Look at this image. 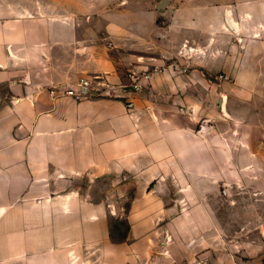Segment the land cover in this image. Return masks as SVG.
I'll list each match as a JSON object with an SVG mask.
<instances>
[{
	"label": "crops",
	"instance_id": "1",
	"mask_svg": "<svg viewBox=\"0 0 264 264\" xmlns=\"http://www.w3.org/2000/svg\"><path fill=\"white\" fill-rule=\"evenodd\" d=\"M160 1L0 0V264H260L213 194L264 147L212 77L255 76L264 1Z\"/></svg>",
	"mask_w": 264,
	"mask_h": 264
},
{
	"label": "rangeland",
	"instance_id": "2",
	"mask_svg": "<svg viewBox=\"0 0 264 264\" xmlns=\"http://www.w3.org/2000/svg\"><path fill=\"white\" fill-rule=\"evenodd\" d=\"M256 1L255 3H258ZM253 36L254 49L250 50L251 53H247L245 56V70H252L255 76L253 78L237 79L238 83L233 78L225 77L224 72L217 73V76L212 78L218 81L225 80V83L230 86V102L233 97L238 100L239 114L241 119L245 121V127L243 128L246 133L254 134L256 138L259 137L264 147V28H262L261 33L254 32ZM236 85L240 86V93L233 92L232 87ZM216 95L217 93L214 96L217 97ZM203 118L199 116V124ZM250 124H255L254 130L251 129ZM253 175L249 177L246 173H241L243 182H245L244 185L226 184L225 187H230L228 195L218 190L217 194H213V196L220 199L218 201L221 211L220 217L224 224L230 228V231L242 227L240 241L243 245V255L258 258V262L264 264V169H256ZM117 179H121V176H117ZM188 181L189 179H186L184 183ZM101 183L103 190L108 192V180L102 179ZM156 184L157 180H154L151 189L155 188ZM260 184L261 188H257ZM170 192L172 194V190ZM115 193L120 210L118 214L109 217L110 236L113 240H121L127 232L128 223L124 212L127 209L131 192H124L123 195H120L114 190L112 194ZM112 197L115 198V195Z\"/></svg>",
	"mask_w": 264,
	"mask_h": 264
},
{
	"label": "built area",
	"instance_id": "3",
	"mask_svg": "<svg viewBox=\"0 0 264 264\" xmlns=\"http://www.w3.org/2000/svg\"><path fill=\"white\" fill-rule=\"evenodd\" d=\"M130 77L132 78V80H136L137 76H136L135 71L130 72ZM87 84H88V80L81 78L75 87L74 86L73 87L64 86L63 91H64V93H67V94H71V93H73V91H83V88L85 86H87ZM133 86L135 88L138 87V82H136V81L133 82ZM48 93H49V95H51L53 97L56 96V94H57L56 87L51 86L50 88H48Z\"/></svg>",
	"mask_w": 264,
	"mask_h": 264
},
{
	"label": "water",
	"instance_id": "4",
	"mask_svg": "<svg viewBox=\"0 0 264 264\" xmlns=\"http://www.w3.org/2000/svg\"><path fill=\"white\" fill-rule=\"evenodd\" d=\"M165 4H166V0H161V1L158 3L157 8H158L159 10H162V9L164 8Z\"/></svg>",
	"mask_w": 264,
	"mask_h": 264
},
{
	"label": "bare ground",
	"instance_id": "5",
	"mask_svg": "<svg viewBox=\"0 0 264 264\" xmlns=\"http://www.w3.org/2000/svg\"><path fill=\"white\" fill-rule=\"evenodd\" d=\"M222 97H223V98H222V102H224V101H225V100H224V99H225V96H224V95H222Z\"/></svg>",
	"mask_w": 264,
	"mask_h": 264
}]
</instances>
